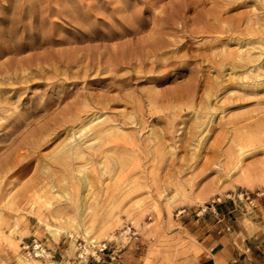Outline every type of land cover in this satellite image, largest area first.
I'll return each instance as SVG.
<instances>
[{
	"label": "rangeland",
	"instance_id": "rangeland-1",
	"mask_svg": "<svg viewBox=\"0 0 264 264\" xmlns=\"http://www.w3.org/2000/svg\"><path fill=\"white\" fill-rule=\"evenodd\" d=\"M248 232L264 264V0H0V264H202Z\"/></svg>",
	"mask_w": 264,
	"mask_h": 264
},
{
	"label": "crops",
	"instance_id": "crops-1",
	"mask_svg": "<svg viewBox=\"0 0 264 264\" xmlns=\"http://www.w3.org/2000/svg\"><path fill=\"white\" fill-rule=\"evenodd\" d=\"M247 234V242L245 245L232 246L220 242L215 248H211L204 252L202 264H230L237 260L255 261V258L252 257L255 253L253 240H251L253 235L249 234V232ZM254 239H256V237Z\"/></svg>",
	"mask_w": 264,
	"mask_h": 264
},
{
	"label": "bare ground",
	"instance_id": "bare-ground-1",
	"mask_svg": "<svg viewBox=\"0 0 264 264\" xmlns=\"http://www.w3.org/2000/svg\"><path fill=\"white\" fill-rule=\"evenodd\" d=\"M125 29V28H124ZM137 30V29H136ZM136 30H135V32H136ZM125 31V30H124ZM134 31V30H133ZM126 34L127 35H132L133 36V34L132 33H134V32H132V31H130L129 29L127 30L126 29ZM138 32V31H137ZM123 37H124V35H122ZM116 38V37H115ZM113 39V38H112ZM132 39V38H131ZM145 44H139V42L137 43V46H135L134 48H133V50H135V51H137L138 49H139V54L140 55H137L136 57H134V59H133V57H132V52H133V50L132 51H127L126 52V50H125V52H123V50H120V51H122V52H119V54H117V56H118V58L117 59H115L116 61H117V63L116 64H123V63H126V61H128V63L130 64V62H132L133 60L136 62V63H139V64H146V60H145V58L144 57H146V58H148V56H152L153 58H154V63L155 62H157V52L162 48V47H164V43L162 42V41H160V40H156V41H153V42H144ZM130 46V45H129ZM144 48H148V50L147 51H143V49ZM130 50V49H129ZM129 52V53H128ZM100 54H102V53H100ZM99 54V55H100ZM137 54V53H136ZM135 54V55H136ZM112 55V54H111ZM102 56V55H101ZM109 56V58H110V55H108ZM116 56V55H115ZM115 56H113V57H115ZM103 57V56H102ZM108 58V59H109ZM80 59V58H79ZM81 59H82V57H81ZM149 59V58H148ZM112 60V59H111ZM77 61H79V60H77ZM114 61V60H113ZM116 61H114V62H116ZM113 62V63H114ZM110 63H111V61H110ZM113 63H111V64H113ZM158 63V62H157ZM110 64V65H111ZM163 64V63H162ZM172 64V63H171ZM132 65V64H131ZM113 66H114V64H113ZM111 67V66H109L110 68L109 69H111V70H115V72L119 69H116V67ZM108 69V70H109ZM121 69V68H120ZM130 78V77H129ZM151 80V79H150ZM120 81V80H119ZM122 81V80H121ZM156 82H158L159 80H155ZM11 153V152H10Z\"/></svg>",
	"mask_w": 264,
	"mask_h": 264
},
{
	"label": "built area",
	"instance_id": "built-area-1",
	"mask_svg": "<svg viewBox=\"0 0 264 264\" xmlns=\"http://www.w3.org/2000/svg\"><path fill=\"white\" fill-rule=\"evenodd\" d=\"M40 255H42V254H40ZM230 264H237V263H236V261H234V262H232V263H230Z\"/></svg>",
	"mask_w": 264,
	"mask_h": 264
}]
</instances>
